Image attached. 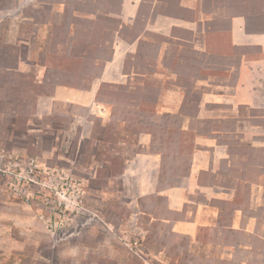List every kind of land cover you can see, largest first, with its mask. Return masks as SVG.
<instances>
[{"label": "rangeland", "instance_id": "1", "mask_svg": "<svg viewBox=\"0 0 264 264\" xmlns=\"http://www.w3.org/2000/svg\"><path fill=\"white\" fill-rule=\"evenodd\" d=\"M62 1L70 10L71 0H0V264H162L152 252L178 251L167 227L149 225L174 217L157 193L188 186L194 149L205 151L210 139L229 144L235 157L215 162L201 182L221 168L229 178L251 172L257 183L239 177L235 191L262 197L264 65L215 67L203 52L159 38V65L150 51L149 65L137 68V49L124 66L107 67L109 42L89 37L86 20L73 19L77 30L68 33ZM89 38L103 48L87 52ZM243 73L255 106L212 98L233 93ZM59 86L79 100H58ZM229 190L232 210L240 198ZM191 202L219 211L208 199ZM253 213L264 221V203Z\"/></svg>", "mask_w": 264, "mask_h": 264}, {"label": "crops", "instance_id": "2", "mask_svg": "<svg viewBox=\"0 0 264 264\" xmlns=\"http://www.w3.org/2000/svg\"><path fill=\"white\" fill-rule=\"evenodd\" d=\"M62 2L59 6L64 7L63 11L73 21L68 33L73 31L71 33L75 34L77 30L74 20H86L83 29H90L89 37L98 38L97 41L102 44L109 42L112 57L105 63L107 67L124 66L126 55L137 49L142 51L136 63L137 68L139 65H149L147 56L150 51L155 52L151 58H155L158 61L156 65H159L161 53L166 49L154 43L157 40L159 42V38L168 43L181 44L178 50L184 48L188 52H203L201 56L205 59L211 57L217 62L212 63L215 67L222 68L227 60L233 63L238 60L239 68L264 65V0H71L70 10ZM81 3L89 11L77 10ZM137 23H141V28L131 40L125 39L123 35L128 34L127 30L133 29ZM85 45L84 49L88 45L87 52L103 48L90 38ZM256 49L260 54H253ZM231 65L236 66L230 64L227 68H231ZM249 78L248 73H243L233 93H214L212 98H228L236 104L255 106L254 100L258 96ZM65 91L72 95L64 97ZM56 98L74 102L79 100L80 94L72 88L65 90L59 86ZM167 112L175 113L176 110L171 108ZM179 130L182 136L187 129L183 126ZM241 141L238 140L232 150L243 146ZM228 145L210 139L206 142L205 151L194 149L191 172L186 177L188 186H171L157 193L166 198V210L174 217L163 219L162 222H149V225L167 227V234L173 237L178 252H152V259L161 260L162 264H264V221L261 216L253 213L255 210H263L264 186L261 185L263 193L259 199H256L249 187L235 191V187L244 186L239 177L256 184V176H250L251 172H247L233 174V178H229L219 173L223 168L210 176V182H201L206 178L204 173L215 162H227L235 157L236 154L229 150ZM258 146L262 148L264 157V144ZM209 148H212L214 155L207 158ZM217 177L224 178V181ZM262 177L264 179V172ZM229 189L234 190L240 198V203L232 210L225 209L224 204V199H228L225 192H230ZM220 193L222 198H219ZM143 194L144 191L141 192ZM196 195H200L199 198ZM207 199L211 205L219 207L218 212H212L204 204L199 207L198 203L191 202L201 203L203 200L204 203Z\"/></svg>", "mask_w": 264, "mask_h": 264}]
</instances>
